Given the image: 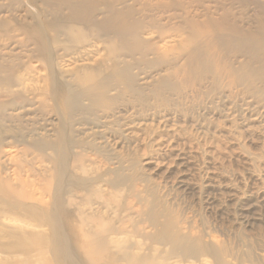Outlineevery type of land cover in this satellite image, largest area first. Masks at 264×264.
Returning <instances> with one entry per match:
<instances>
[{"label": "rangeland", "instance_id": "rangeland-1", "mask_svg": "<svg viewBox=\"0 0 264 264\" xmlns=\"http://www.w3.org/2000/svg\"><path fill=\"white\" fill-rule=\"evenodd\" d=\"M72 178L113 221L76 264H126L121 243L170 258L177 232L218 255L168 264H264V0H0V264H52L46 213L76 244L54 208Z\"/></svg>", "mask_w": 264, "mask_h": 264}, {"label": "bare ground", "instance_id": "bare-ground-1", "mask_svg": "<svg viewBox=\"0 0 264 264\" xmlns=\"http://www.w3.org/2000/svg\"><path fill=\"white\" fill-rule=\"evenodd\" d=\"M75 20H77V18ZM71 27L69 29H72ZM76 29H75V31H76ZM79 30L77 32H75L74 28H73V30L70 32L73 35L75 33L76 38L75 37L73 38V39H75V41H80V39L83 36V34L81 33L82 30L81 31H79ZM36 32L38 34L39 39L43 40L42 31H41L40 26ZM71 34H70V36H71ZM46 39H49V38H46ZM47 47H48V45H47ZM47 53H50V52H47ZM117 74H118V77H121V74L118 72L113 73L112 77L117 78ZM55 80H56V78H55ZM58 85H59L58 90L61 93L60 94V101H62V103L64 104V107L66 109L70 108L69 105L73 100L80 102V99H82V96H80V95L75 96L71 87L67 83L61 82V83H58ZM95 89L96 88H88V91L91 92L89 94L88 99L90 101V98L92 97V100H91L92 106L95 103L102 104V102L100 103V101H101V98H104L102 96L97 97V95L93 96L92 93ZM97 89L101 92V94H103L104 89H106V87H104L103 84L100 83L99 86L97 87ZM75 161H76V165H77L79 171H81L83 173H87L86 167H84L82 165L83 161H82L81 157L78 156ZM91 184L92 183L88 180H82L79 178H72L70 184H68L69 186L66 189H64L63 194L60 193V194L64 195L63 197L65 198V200L63 199L62 195L61 196L57 195V197L55 199L56 204H54V208L57 209V212H61V214H64L65 220H66L64 226L69 233L73 234V238H74L73 240L76 242V244H70V243H69L70 245L67 244L65 242V240H67L66 233H65V236L64 235L62 236V233H59V231H54V229H56V228L58 230V227H59L58 222L55 220L54 217H52L51 215L48 216L46 213L44 215L43 220L41 219L42 220L41 225L45 226V228L46 227L48 228L46 234L48 237H50L52 239L54 247L56 248L57 252L59 253L58 254L59 257L57 254L54 255V253H53L54 258H53L52 264H76L79 262L80 257L78 254V244L80 242V239H79L80 238V232L85 231L84 228L88 226L87 224L90 221H93L96 219H101L102 221H105L108 219L109 223H113V221L110 220V217L112 214L109 216L108 215L109 211H107V209H102V211H99L100 209L97 210L95 208L96 204L91 200V197H93L99 191L97 189H95L94 185H91ZM112 184H114V183H112ZM54 193H55V191H54ZM80 193H86V197L85 196L82 197V204H78L77 199L75 198V195H78ZM53 198H54V196H53ZM74 208L76 209V216H77L78 222L80 224L79 226L77 225L78 227L73 226V220H71V218H70V217L74 216V212H72ZM51 209H53V208H51ZM85 209L90 210V213ZM144 210H145V208H144ZM139 214L141 217H144V218L148 217V214L146 211L142 210ZM155 220H156L155 215L151 214L149 216V219L148 220L146 219V222H147V224L149 223L150 226L154 227L155 223L157 222V221L154 222ZM21 225L23 227H26V228L31 227V224H29V225L21 224ZM76 232L79 233L78 236H77ZM114 234H116V232H114ZM110 235H113V234H110ZM110 238H111V236H109L107 234V235H102L100 240L102 241V243H107L110 240H111V242H113L114 240L117 239V237L114 239H110ZM175 239L179 240V243L176 244L175 247H172L169 249V253L172 254V256L170 258L163 257L162 256L163 252L160 250H154V251H151L147 254L146 253L139 254V253H141V251L144 252V249H141V246H139V245L128 246L127 243H121V249L124 252H126L125 253L126 256L119 257V260L122 262H125L126 264H156L155 262H158L159 264H168V262L174 258H181V259H185V260L190 259V260L198 261L201 258H204L206 256L208 257L209 254H212L215 256L218 255L214 249L205 248L202 245L201 239L200 240H193L192 238H188V237L182 238L178 232L175 234ZM124 240H126V239H124ZM90 246H91L90 242H87V243H85V245H83L87 260L92 255V253L87 250V249H89ZM153 252H155V255H153ZM85 253H84V255H85ZM96 254L98 255L99 261H104L106 259H112L113 258V255L106 248H103L102 250L96 251ZM69 255L71 256L70 258H69ZM62 256L64 257V260L60 262V260H62V258H63ZM149 258H152L155 262H151V263L147 262L146 260H148Z\"/></svg>", "mask_w": 264, "mask_h": 264}]
</instances>
